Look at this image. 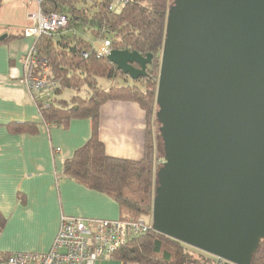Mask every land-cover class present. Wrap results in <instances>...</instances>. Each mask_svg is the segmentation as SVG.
<instances>
[{
	"label": "water",
	"instance_id": "obj_1",
	"mask_svg": "<svg viewBox=\"0 0 264 264\" xmlns=\"http://www.w3.org/2000/svg\"><path fill=\"white\" fill-rule=\"evenodd\" d=\"M151 57L107 55L132 80ZM155 99L151 229L250 264L264 239V0H172Z\"/></svg>",
	"mask_w": 264,
	"mask_h": 264
},
{
	"label": "trees",
	"instance_id": "obj_2",
	"mask_svg": "<svg viewBox=\"0 0 264 264\" xmlns=\"http://www.w3.org/2000/svg\"><path fill=\"white\" fill-rule=\"evenodd\" d=\"M171 1L124 0L119 9L109 8L113 0H91L90 4L88 0L40 2L44 13L56 12L67 18L66 28L36 39L38 56L46 60L49 78L56 85L53 100L44 108L39 106L40 116L43 122L57 126H65L72 118L91 120L89 138L65 160L63 175L112 198L119 207V219L123 221L140 217L150 220L155 172L162 162V143H159L155 115L157 75ZM84 32L89 33L92 40L110 39L112 49L151 54L145 75L131 83H117L118 78L125 80L128 76L107 56L97 57ZM83 52L88 54L86 58ZM99 78H108L110 85H99ZM65 89L75 92L68 100L58 97ZM110 100L135 102L144 111L147 127L143 155L138 160L112 157L105 152L99 138V110ZM21 127L28 132L37 130L35 123H24ZM3 222L0 218V230ZM189 248L192 247L150 228L127 238L125 244L112 253L111 259L121 264L215 263L216 257L202 258L201 251ZM250 264H264V239Z\"/></svg>",
	"mask_w": 264,
	"mask_h": 264
},
{
	"label": "crops",
	"instance_id": "obj_3",
	"mask_svg": "<svg viewBox=\"0 0 264 264\" xmlns=\"http://www.w3.org/2000/svg\"><path fill=\"white\" fill-rule=\"evenodd\" d=\"M28 14L13 29L0 25V36L5 35L0 40V255L48 251L61 215H120L112 198L63 175L65 160L89 138L91 120L72 118L65 126L43 122L22 81L23 55L36 41L22 35L32 24ZM24 123H35L37 130L26 131ZM146 127L144 111L135 102L110 100L100 107L99 138L109 156L140 159ZM112 262L118 261L99 264Z\"/></svg>",
	"mask_w": 264,
	"mask_h": 264
},
{
	"label": "built area",
	"instance_id": "obj_4",
	"mask_svg": "<svg viewBox=\"0 0 264 264\" xmlns=\"http://www.w3.org/2000/svg\"><path fill=\"white\" fill-rule=\"evenodd\" d=\"M36 10L28 14L32 24L22 30L24 37L37 39L67 27V18L56 12L44 13L42 0H28ZM124 0H113L110 9H119ZM97 57L107 56L112 48L108 38L91 40ZM86 58L88 54L83 52ZM22 81L38 109L46 107L54 98L56 85L49 78L45 59L38 56L36 41L23 55ZM59 150V148H57ZM151 228V219L123 221L119 218L74 217L61 215L59 227L50 249L46 252H15L0 255V264H99L111 260L112 253L125 244L127 238Z\"/></svg>",
	"mask_w": 264,
	"mask_h": 264
},
{
	"label": "rangeland",
	"instance_id": "obj_5",
	"mask_svg": "<svg viewBox=\"0 0 264 264\" xmlns=\"http://www.w3.org/2000/svg\"><path fill=\"white\" fill-rule=\"evenodd\" d=\"M91 0H88V4H90ZM36 10V4L33 1L28 0H1L0 3V25L1 24H8V27L10 29H13V26L18 27V24L23 18L25 17V14L32 13ZM3 31V28L0 26V32ZM84 36H86L87 39L92 40V36L89 33H83ZM99 85L103 87H107L110 85L111 81L108 78H99ZM133 80L129 77H127L125 80H122L120 78L117 79V83L124 84V83H131ZM75 93L72 89H65L62 93V98L65 97L68 99L71 94ZM157 126V125H156ZM161 143V142H159ZM189 250L193 251L192 248H189ZM194 253H198L197 251H194ZM204 256L202 258H213L211 255L202 252ZM7 254V253H4ZM217 259L215 260L214 264H217ZM110 264H121L119 262H112ZM198 264H211L204 261L199 262Z\"/></svg>",
	"mask_w": 264,
	"mask_h": 264
}]
</instances>
